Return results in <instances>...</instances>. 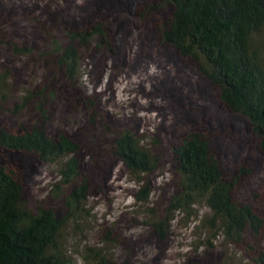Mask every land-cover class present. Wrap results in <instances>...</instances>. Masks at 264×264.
Instances as JSON below:
<instances>
[{
    "label": "rangeland",
    "instance_id": "374dc122",
    "mask_svg": "<svg viewBox=\"0 0 264 264\" xmlns=\"http://www.w3.org/2000/svg\"><path fill=\"white\" fill-rule=\"evenodd\" d=\"M157 3L0 0V74H7L10 95L1 105L0 129L18 133L38 126L53 139L65 135L78 147L81 176L62 187L58 170L63 162L45 164L27 152L0 150V167L20 184L32 211L42 207L65 214L64 198L87 182L81 219L65 229L73 264H98L100 254L108 264H220L225 257L231 264L247 263L246 244L231 245L204 227L203 204L185 215L169 212L180 184L173 149L198 133L209 141L225 179L235 184L234 199L250 204L264 222V147L248 121L227 111L218 89L190 61L160 45L157 30L169 19V8L140 16ZM91 16L106 21L114 53L82 50L81 80L69 84L62 69L51 64L56 57L44 58L40 50L46 51L51 39L64 40V25L92 22ZM14 45L33 49L32 57L14 54ZM261 51L264 55V44ZM27 90L44 95L13 114ZM124 131L158 160L139 183L114 155L113 137ZM143 187L145 202L137 200ZM158 222L166 224L162 232L153 227ZM255 247L264 250V226Z\"/></svg>",
    "mask_w": 264,
    "mask_h": 264
},
{
    "label": "trees",
    "instance_id": "16d2710c",
    "mask_svg": "<svg viewBox=\"0 0 264 264\" xmlns=\"http://www.w3.org/2000/svg\"><path fill=\"white\" fill-rule=\"evenodd\" d=\"M164 7L169 8L170 17L157 30L160 45L171 47L190 61L198 75L218 89L219 101L227 111L248 121L264 147V0H158L140 16ZM93 18L92 22L64 25V40L51 39L46 51L40 50L44 58L56 57L51 64L62 69L69 84L81 80L79 70L86 58L82 50L114 53L106 21ZM12 48L20 56L32 57L34 52L15 45ZM43 95V91L27 90L14 105L13 114L21 113ZM8 100V77L0 74V109ZM113 149L137 183L139 176L151 173L157 166L158 160L131 132L115 135ZM0 150L32 153L45 164L63 162L58 170L62 187H70L80 179L76 143L65 135L50 138L43 127L22 128L18 133L0 129ZM173 156L180 184L169 203V212L185 215L203 204L207 212L201 222L213 231V237L219 236L234 246L246 244L248 261L243 264H264V250L255 247L264 222L250 204L234 199L235 184L225 179L205 136L187 135L173 149ZM56 191L60 193V187ZM138 191L137 200L145 202L147 188ZM87 193L88 184L83 180L64 198L65 214L42 207L32 211L23 200L20 184L0 167V264H73L65 229L81 219ZM165 225L158 222L153 227L162 232ZM97 261L108 264L101 254ZM220 264H231L230 259L225 257Z\"/></svg>",
    "mask_w": 264,
    "mask_h": 264
}]
</instances>
